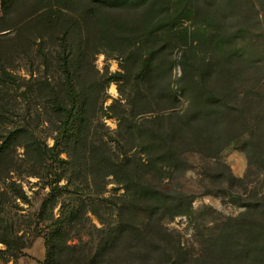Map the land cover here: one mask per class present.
<instances>
[{
	"label": "rangeland",
	"instance_id": "1",
	"mask_svg": "<svg viewBox=\"0 0 264 264\" xmlns=\"http://www.w3.org/2000/svg\"><path fill=\"white\" fill-rule=\"evenodd\" d=\"M58 1L0 8V264H264V0Z\"/></svg>",
	"mask_w": 264,
	"mask_h": 264
},
{
	"label": "trees",
	"instance_id": "2",
	"mask_svg": "<svg viewBox=\"0 0 264 264\" xmlns=\"http://www.w3.org/2000/svg\"><path fill=\"white\" fill-rule=\"evenodd\" d=\"M20 1L21 0H0V8L2 9V15L4 16V18L6 16H8L9 13H11V11L14 10L15 6H16V8L19 6ZM51 1L52 2L49 5L46 4L45 8L43 7L44 9L42 8V10L49 8V11L51 13H53L52 10H56L55 8H58L60 6V3L58 0H54V2H53V0H51ZM39 10L37 12H39ZM59 14H60V12H57V11L55 13H53V15H55L56 17H59ZM37 17H39V16H36V18ZM0 56H1V54H0ZM0 72H2V75H3V78L1 80H2V82L5 83V81L7 79V73H6V71L2 70L1 67H0ZM72 86L73 85L71 84L70 87H67L69 89L68 93H69L70 97H73V91L71 89ZM71 99L72 98H70V101H68V103H67L68 106H70V110L68 111V115L70 116V118L73 117L72 119H70L71 120L70 121L71 122L70 127H72L75 123V113L73 112L74 111V109H73L74 101H73V99L71 101ZM55 103H56V107L59 111V108H62L63 106H61L60 105L61 103H59V102H55ZM1 105H2V103L0 104V107H2ZM65 108H67V107H65ZM18 131L19 130H17L16 133L12 132L15 137H17ZM21 131H23V130H21ZM0 140H2V142L0 143V154H3L5 149H9L12 146L14 139L11 136H6L5 138L0 136ZM56 141H57V139H56ZM56 147H57V144H54L52 146H48L47 144H44V143H34V144L25 145V153L26 154L32 153V156H33L32 159H26L27 162H30V164L33 165V167H32L33 170H32L31 174H36V175L40 174V172L35 171L36 169H34V168H36V167L40 168V170H42V171L49 172L48 168L50 166H52L53 164H57L60 161H64L63 158L59 157V153L56 150ZM54 151H55V155H54ZM56 178H57V176H56ZM59 178H60V176L56 180H54L55 185H53L52 183H49L51 189H48V190L52 191L54 188H57V181L59 180ZM50 193H52V192H50ZM54 202H56V201L53 199V201L50 204L51 205L50 208H52L54 206ZM43 206L45 207L46 205L43 204ZM4 240L5 239H2V241H4ZM5 242H7V241H5ZM46 260H47V255H46V258L41 262V264H47ZM99 262L102 264V261H99ZM68 264H71V263H68ZM80 264H94V259H92V258H90V256H88Z\"/></svg>",
	"mask_w": 264,
	"mask_h": 264
}]
</instances>
